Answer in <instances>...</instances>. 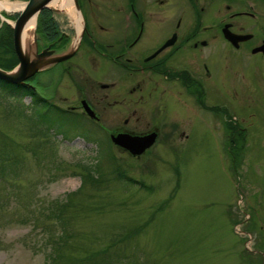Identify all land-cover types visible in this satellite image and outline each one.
Listing matches in <instances>:
<instances>
[{
  "label": "rangeland",
  "instance_id": "obj_1",
  "mask_svg": "<svg viewBox=\"0 0 264 264\" xmlns=\"http://www.w3.org/2000/svg\"><path fill=\"white\" fill-rule=\"evenodd\" d=\"M52 11L61 32L71 36L69 52L81 29L67 12ZM3 13L14 22L18 12ZM13 57L17 61L13 45L9 55L0 47V64ZM97 58V66L82 69L76 83L53 79L62 64L35 75L31 83L38 82L41 97L50 101L55 93L50 112L29 97L0 92V135L15 149L13 163L0 168V264H50L52 240L61 230L54 215L67 201L72 206L64 211V248L74 259L107 249L112 257L127 258L115 264H264L262 123L246 120L250 133L235 134L227 150L224 120L200 114L177 93L168 108L173 114L164 116L144 92L129 94L138 77L118 75ZM81 96L97 112L99 126L60 114L70 115L64 112ZM183 102L185 117L176 113ZM73 114L81 116V110ZM157 124L158 141L140 158L107 143V133L144 134ZM183 131L186 136H180ZM118 166L143 186L119 180L112 174Z\"/></svg>",
  "mask_w": 264,
  "mask_h": 264
},
{
  "label": "flooded vegetation",
  "instance_id": "obj_2",
  "mask_svg": "<svg viewBox=\"0 0 264 264\" xmlns=\"http://www.w3.org/2000/svg\"><path fill=\"white\" fill-rule=\"evenodd\" d=\"M76 2L78 18L84 26L82 40L75 54L60 63L62 67L54 77L56 82L64 77L78 82L81 70L88 65L97 66L96 59L100 57L105 63L102 65L118 75L138 77L129 94L144 92L152 106L159 103L162 115L173 114L168 108L177 93L183 99L187 97V101L192 100L189 103L200 114L224 120L221 132L227 150L234 146L235 134L246 138L250 133L246 120L264 126V0ZM53 21L55 35L41 34L37 47L39 53L49 48L53 56H59L68 52L71 36L61 32L56 20ZM83 45L87 48L81 51ZM78 89L82 91L80 85ZM54 96L53 92L50 98L55 101ZM56 97L60 98L58 93ZM81 98L86 100L84 96ZM81 101L71 106L68 113L81 110L82 114ZM182 104L176 113L185 117L184 109L188 110V106ZM160 127L157 124L144 134L123 129L118 132L138 136L157 132L159 137ZM184 135L181 132L180 136Z\"/></svg>",
  "mask_w": 264,
  "mask_h": 264
},
{
  "label": "trees",
  "instance_id": "obj_3",
  "mask_svg": "<svg viewBox=\"0 0 264 264\" xmlns=\"http://www.w3.org/2000/svg\"><path fill=\"white\" fill-rule=\"evenodd\" d=\"M26 1V0H25ZM54 21L51 18V15L49 11L44 10L40 14V18L38 21V28L37 31L40 34H44L46 37H53L55 35L54 33ZM0 47L4 49V52L6 55L12 54V30L5 24H3L0 27ZM7 61L6 65L0 64V68L3 70H11L16 64L17 61L13 57L9 61ZM0 92L4 93L8 97H17L18 99H23L25 97H29L31 99L30 103L32 105H37L41 106L44 108L47 112H50L53 109H48V108H53V106L50 104L49 101L46 99L41 98L38 96L32 89L28 87H20V86H13L10 84H7L3 81L0 80ZM17 99V100H18ZM55 111L56 108H54ZM58 112V111H57ZM59 113V112H58ZM63 116H66L68 121L75 123L76 121L85 119L84 117L80 116H67L64 115L63 113H60ZM44 120V117H41ZM44 123V121H43ZM13 142L10 138L4 135H0V168H3L5 164H12L14 160V153L15 149L13 147ZM112 174L115 175L119 180L125 181V182H130V183H136V181L128 177L125 173L120 171V167L118 166L117 168L112 169ZM143 186V183H139ZM79 191L76 190L72 195H76ZM72 204L70 201L65 202L61 207H59L56 211V219L59 221L61 225V230L59 235L57 236L56 240H52V248L51 252L49 254V262L50 264H115L119 262H123L127 259L126 257L123 256H111L110 251L104 250L102 252H95L92 253L91 255L86 256L84 259H74L72 256L66 255V251L64 246L67 243V238H68V233L66 232V225L67 221L64 219V211L67 210L69 207H71ZM115 257L114 260H112Z\"/></svg>",
  "mask_w": 264,
  "mask_h": 264
},
{
  "label": "water",
  "instance_id": "obj_4",
  "mask_svg": "<svg viewBox=\"0 0 264 264\" xmlns=\"http://www.w3.org/2000/svg\"><path fill=\"white\" fill-rule=\"evenodd\" d=\"M52 0H29L25 3L24 8L19 14L18 18L13 25L9 24L5 19L0 16L1 20H4L8 24L13 32V48L14 52L19 60V64L12 71H4L0 69V80L6 81L13 85H19L24 83L26 80L32 78L42 68L55 65L57 63L68 60L75 53L78 43L76 46L67 54L60 57H50V52L34 54V58L29 55H25L21 44L22 29L27 21L32 16H37L43 9L48 8V4ZM36 42V40H35ZM45 57H49L43 59ZM103 88L107 86H102ZM81 105L84 112L92 119H95V114L86 101H82ZM157 138L155 133L146 136H133L126 133H118L111 135V141L114 145L121 147L129 151L132 155H141L147 149H149Z\"/></svg>",
  "mask_w": 264,
  "mask_h": 264
},
{
  "label": "bare ground",
  "instance_id": "obj_5",
  "mask_svg": "<svg viewBox=\"0 0 264 264\" xmlns=\"http://www.w3.org/2000/svg\"><path fill=\"white\" fill-rule=\"evenodd\" d=\"M24 5H25L24 3L12 2L9 0H0V15L2 11L19 12L24 8ZM72 5H73L72 0H52L48 6L53 9L56 7L63 11H65V9L68 7L69 9L65 12H67L68 16L73 21H76L74 11L72 10L73 9ZM10 24L13 25V22H10ZM35 26H36V16H32L23 27L21 34V44H22L23 52L25 55H29L31 58L34 57L33 55H34ZM78 40L79 37L76 38V43L78 42Z\"/></svg>",
  "mask_w": 264,
  "mask_h": 264
}]
</instances>
